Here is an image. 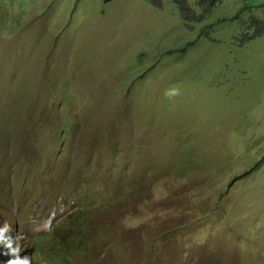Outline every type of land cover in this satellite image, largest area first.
Segmentation results:
<instances>
[{
  "label": "rangeland",
  "instance_id": "obj_1",
  "mask_svg": "<svg viewBox=\"0 0 264 264\" xmlns=\"http://www.w3.org/2000/svg\"><path fill=\"white\" fill-rule=\"evenodd\" d=\"M177 1L0 0V227L19 259L264 264V0Z\"/></svg>",
  "mask_w": 264,
  "mask_h": 264
},
{
  "label": "trees",
  "instance_id": "obj_2",
  "mask_svg": "<svg viewBox=\"0 0 264 264\" xmlns=\"http://www.w3.org/2000/svg\"><path fill=\"white\" fill-rule=\"evenodd\" d=\"M213 1V3H215V2H218L219 0H212ZM205 2H206V0H200V1H195V4H196V6L199 8V10H197V11H201L200 9H201V7L205 4ZM177 4H180V0H178L177 1ZM261 7H263V6H261ZM250 8H246V10H249ZM255 9H258V8H255ZM243 12H245L244 10H241L240 12H238L237 14H236V16L233 18V19H231L232 21H236V20H239V17H240V15L243 13ZM204 13V12H203ZM202 13V14H203ZM180 15H181V20L185 23V27H188L187 26V24L189 23V19H188V16L186 15V14H184V12H183V10H181V13H180ZM221 21H223V22H225L226 21V19H222ZM251 25L253 26V25H255V26H257L258 27V29L260 28V27H262V26H264V23H262V22H259L258 20H256V19H251ZM244 26L243 27H245L246 26V28H248V25H247V23L246 24H243ZM206 28H208L209 29V27H205V29ZM190 45H192V43H189L187 46H190ZM181 51H185V49H182ZM182 159L183 160H181V164L177 167V175H179V176H183L184 174H186V173H188L189 171H190V169H191V157L190 156H185V155H182ZM84 237V236H83ZM82 237V238H83ZM74 240H75V242L79 245L80 244V241H81V238H74ZM87 242H85V244H86ZM3 249L4 248H2V246H0V250L1 251H3ZM3 253H5V251H3ZM141 254V253H140ZM190 253L189 252H187L186 250H185V248H180L179 250H178V253L176 254V258L173 260V261H166L165 262V264H193V263H198V264H203V263H201V258L200 257H197L198 258V260H194L196 257H192V256H190L189 255ZM1 255V254H0ZM1 256H3V255H1ZM126 261H128V259L126 260ZM126 261H124V262H126ZM129 262V261H128ZM127 262V263H128ZM51 264L53 263H55V259H53L51 262H50ZM2 264H5V258H4V260H3V262H2ZM205 264H221V262H219L218 261V259L216 258V257H214V256H212V255H208V259H207V261L205 262Z\"/></svg>",
  "mask_w": 264,
  "mask_h": 264
},
{
  "label": "clouds",
  "instance_id": "obj_3",
  "mask_svg": "<svg viewBox=\"0 0 264 264\" xmlns=\"http://www.w3.org/2000/svg\"><path fill=\"white\" fill-rule=\"evenodd\" d=\"M164 95L166 98L171 99L173 97L180 96L181 91L178 87L173 86V87L165 90ZM11 231H12L11 225L7 222H5L2 227H0V246L7 249L11 255L17 257L16 259L11 260L9 262V264H29V261L27 259L21 260L18 258V254H19L21 249H20V246L18 244V240H16V241L13 240V237L11 235ZM14 243H15V246H13ZM1 257H4V255ZM3 260H4V258H3ZM3 260L1 261V264H2Z\"/></svg>",
  "mask_w": 264,
  "mask_h": 264
},
{
  "label": "crops",
  "instance_id": "obj_4",
  "mask_svg": "<svg viewBox=\"0 0 264 264\" xmlns=\"http://www.w3.org/2000/svg\"><path fill=\"white\" fill-rule=\"evenodd\" d=\"M258 4H259V5L256 6V8H259L261 3H258ZM250 8H254V7H250ZM239 10H242V9L239 8L238 11H236V14H237L238 12H240ZM232 19H233V18H232ZM256 20H257V19H256ZM258 20H260V19H258ZM260 21H262V20H260ZM263 22H264V21H263Z\"/></svg>",
  "mask_w": 264,
  "mask_h": 264
}]
</instances>
